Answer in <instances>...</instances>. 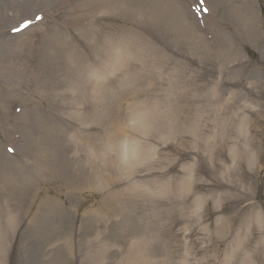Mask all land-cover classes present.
<instances>
[{"label": "rangeland", "instance_id": "rangeland-1", "mask_svg": "<svg viewBox=\"0 0 264 264\" xmlns=\"http://www.w3.org/2000/svg\"><path fill=\"white\" fill-rule=\"evenodd\" d=\"M76 1L0 0V168L13 162L21 181L0 182V264H264V2L252 0L251 44L234 14L242 0L216 2L210 42L194 0H177L198 50L171 12L139 1L80 9L95 29L85 37L70 23ZM55 30L79 50V122L65 111L59 122L67 164L79 129V188L70 169L35 176L17 132L19 112L48 110L32 76L48 74ZM102 47L119 54L116 73Z\"/></svg>", "mask_w": 264, "mask_h": 264}, {"label": "bare ground", "instance_id": "bare-ground-1", "mask_svg": "<svg viewBox=\"0 0 264 264\" xmlns=\"http://www.w3.org/2000/svg\"><path fill=\"white\" fill-rule=\"evenodd\" d=\"M99 1L100 3H105V0ZM113 1L124 2V0H107V2ZM128 1L141 2L144 11L147 14H151L153 17L163 16L159 11L161 8L168 10L172 13H170V15L174 18V20H177L176 30L182 35H185L184 37L188 40L192 41L196 49L199 50L201 47V44L196 42V40L192 38L191 34H185L187 32L185 27H183V22H181L183 14L180 8L181 3L177 0ZM98 4L99 2L97 3V0H85L84 2L76 1V5L72 8L70 23L74 21V28H77L78 32L85 37H91L95 29L92 26L87 29L84 27L82 23L83 20L79 19V13L82 11L80 9L90 10ZM235 7H238L237 11L234 13L235 16L237 15L238 23H240L243 31L249 35V42L251 44H255L258 42V33H256L253 26L256 12L252 8V0H242L240 4L235 5L233 8ZM240 18H243L244 20H241ZM79 21L82 22L79 23ZM58 28L60 29L59 26ZM24 34L25 32L21 35ZM21 35H18V37ZM46 35L45 40L49 39V42L48 40L47 42L51 47H53L52 51L49 50V52H46V57L43 62V66L48 74H33L32 78L34 89H42L41 93L44 95V100L47 102V105H49L47 108L49 111L47 110L41 112L32 108L28 110L24 109L19 113L17 120H22L25 126L20 128L22 139L20 141V146L25 144L24 147L28 149L31 148V153H26V155L28 154L27 156L33 159V168L36 169L35 176L38 177L40 174L48 176V174L51 173L60 175L65 169H70L72 184L79 188V129L76 133V138L73 140L75 148L77 149L76 159L72 163L67 164L65 157L67 144L66 140L63 138V136H66L65 134L67 130L59 124L61 111H65L67 115L79 122V50L75 45H73L71 40L66 38L65 32H62L61 30H55ZM100 49L102 51L106 49L104 51L105 53L102 56H99V59H104V68L115 66L114 72L116 73L119 71L123 65L119 54H112L111 50H108L107 47L104 49L102 47ZM98 55L99 53L97 54V57ZM62 68H68L69 73L71 74H56V71L58 73ZM111 71L113 72V70ZM94 74H101V72H96ZM90 81V85L92 84V91L89 93L92 94V96L100 99L106 96V90L108 88L107 83L105 84L101 81V79H99V77L96 76H94ZM65 95L70 97L66 100V103L64 102ZM74 102L76 104L75 106ZM51 110H54L55 113H52ZM20 124L21 123H19V125ZM25 161L26 157L24 162ZM3 163L4 166L0 168V182H4L5 185L19 184L21 181L16 179L18 176L16 177L12 172H10V168H14L15 166L13 162L11 163L10 161L8 163L7 161L6 165L5 162ZM64 180L70 184L69 179L65 178ZM22 181H24L23 178Z\"/></svg>", "mask_w": 264, "mask_h": 264}]
</instances>
